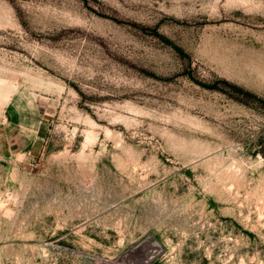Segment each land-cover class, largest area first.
I'll return each mask as SVG.
<instances>
[{
	"label": "rangeland",
	"instance_id": "obj_1",
	"mask_svg": "<svg viewBox=\"0 0 264 264\" xmlns=\"http://www.w3.org/2000/svg\"><path fill=\"white\" fill-rule=\"evenodd\" d=\"M0 264H264V0H0Z\"/></svg>",
	"mask_w": 264,
	"mask_h": 264
},
{
	"label": "crops",
	"instance_id": "obj_2",
	"mask_svg": "<svg viewBox=\"0 0 264 264\" xmlns=\"http://www.w3.org/2000/svg\"><path fill=\"white\" fill-rule=\"evenodd\" d=\"M27 111L19 101H10L2 121L1 135L10 153L35 155L42 147L44 123L34 107Z\"/></svg>",
	"mask_w": 264,
	"mask_h": 264
}]
</instances>
